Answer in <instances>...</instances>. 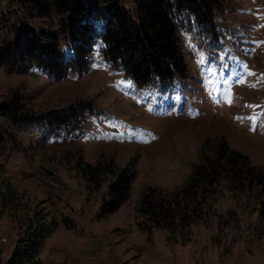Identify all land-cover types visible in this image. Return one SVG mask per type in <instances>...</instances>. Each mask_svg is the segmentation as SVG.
I'll list each match as a JSON object with an SVG mask.
<instances>
[{"label": "rangeland", "instance_id": "1", "mask_svg": "<svg viewBox=\"0 0 264 264\" xmlns=\"http://www.w3.org/2000/svg\"><path fill=\"white\" fill-rule=\"evenodd\" d=\"M78 1L87 4L91 20L98 1ZM223 1L212 30L192 24L179 32L186 75L138 87L104 61L99 41L81 70L74 66L56 77L35 63L20 68L13 54L30 39L47 45L42 33L58 34L60 53L71 54V37L59 30L66 19L37 17L23 0H0V56L6 53L0 60V181L9 178L27 206L45 209L55 222L41 249L43 264H240L243 255L264 248L255 194L223 190L215 214L177 239L137 225L142 190L181 185L207 138L222 136L264 170V0ZM121 3L132 12V0ZM13 101L19 102L15 117L1 111ZM75 108L91 112L70 131L51 128L55 115ZM77 156L135 172L116 211L100 215L112 175L90 191ZM19 232L0 205V264Z\"/></svg>", "mask_w": 264, "mask_h": 264}, {"label": "trees", "instance_id": "2", "mask_svg": "<svg viewBox=\"0 0 264 264\" xmlns=\"http://www.w3.org/2000/svg\"><path fill=\"white\" fill-rule=\"evenodd\" d=\"M97 1V12L88 20L85 2L23 0L37 17L66 19L59 30L71 37L72 52L68 56L60 53L58 34L42 33L40 37L47 45L43 47L30 39L13 54V59L20 62V68L26 62L35 63L59 77L74 66L83 69L87 54L99 41L104 61L122 71L138 87L168 83L187 73L179 32L192 24L199 30H212L224 4L223 0H132L133 10L126 13L121 0ZM5 55L1 53V61ZM18 105L14 101L7 103L1 106V111L15 117ZM72 111L55 115L49 121L51 128L58 131L63 127L70 131L84 121L91 109ZM75 163L90 191L97 190L106 175H112L109 201L102 208L101 216L116 211L128 199L135 177L129 166L116 169L112 160L89 164L81 156H77ZM223 190L255 194L259 199V216L264 219V170L233 149L222 136L207 138L199 148L197 162L181 185L169 191L155 186L142 190L135 207L137 225L148 233L153 229L163 230L169 239L184 237L193 224L205 222L215 214L214 208ZM0 205L17 220L20 228L14 250L4 264H43L41 249L56 227L49 219L50 213L39 206H27L9 178L0 181Z\"/></svg>", "mask_w": 264, "mask_h": 264}, {"label": "crops", "instance_id": "3", "mask_svg": "<svg viewBox=\"0 0 264 264\" xmlns=\"http://www.w3.org/2000/svg\"><path fill=\"white\" fill-rule=\"evenodd\" d=\"M15 244L11 246V250L8 254L12 253L14 250ZM240 264H264V248H261V252H255L251 254H246L241 257V263Z\"/></svg>", "mask_w": 264, "mask_h": 264}, {"label": "snow or ice", "instance_id": "4", "mask_svg": "<svg viewBox=\"0 0 264 264\" xmlns=\"http://www.w3.org/2000/svg\"><path fill=\"white\" fill-rule=\"evenodd\" d=\"M242 82V81H241ZM230 102V101H229Z\"/></svg>", "mask_w": 264, "mask_h": 264}]
</instances>
